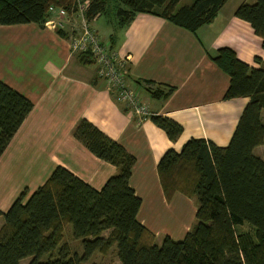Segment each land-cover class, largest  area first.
<instances>
[{
  "label": "trees",
  "instance_id": "obj_1",
  "mask_svg": "<svg viewBox=\"0 0 264 264\" xmlns=\"http://www.w3.org/2000/svg\"><path fill=\"white\" fill-rule=\"evenodd\" d=\"M227 0H89L88 19L112 12L117 23L130 22L138 12H151L192 31L211 22ZM50 5L77 9L74 0H0V25L45 24ZM235 14L250 22L264 47V0L243 1ZM62 30V29H60ZM82 62L94 61L89 52ZM211 58L230 76L226 98L248 96L231 141L218 145L205 137L189 138L181 150L169 148L158 163L164 192L196 196V222L181 239L171 235L156 241L155 233L138 218L142 198L130 184L136 156L87 118L74 135L91 151L119 168L101 188L64 165L26 198V190L7 210L0 208V264H86L95 252L116 248L120 264H264V156L254 152L264 143V66L240 58L228 45ZM260 57L256 56V60ZM172 86L151 89L167 97ZM33 101L0 79V155L32 109ZM152 119L172 140L184 127L173 117L153 113ZM249 223L253 231H238ZM72 224L81 253L65 240ZM108 230V234L104 231ZM56 253L54 254V252ZM44 254H50L42 259ZM89 264H101L93 260Z\"/></svg>",
  "mask_w": 264,
  "mask_h": 264
},
{
  "label": "crops",
  "instance_id": "obj_2",
  "mask_svg": "<svg viewBox=\"0 0 264 264\" xmlns=\"http://www.w3.org/2000/svg\"><path fill=\"white\" fill-rule=\"evenodd\" d=\"M243 1L227 0L217 16L196 31L144 11L124 25L100 21L104 14L89 19L115 50L129 56L128 82L142 101L152 112L183 125L176 140L151 116L139 119L118 100L95 61L82 62L80 54L72 52L71 32L79 29V17L62 30L37 22L1 24L0 79L34 105L0 155V208L7 210L23 190L27 199L58 165L96 188L118 172L116 164L96 155L74 135L77 123L87 118L136 156L130 184L142 198L139 220L155 233L157 242L167 234L183 238L196 222V196L176 191L167 197L158 163L169 148L181 150L191 137H205L218 145L231 141L250 98L225 97L230 76L209 54L228 45L243 60L264 66L262 37L235 14ZM157 86L173 90L167 97H156L151 89ZM254 152L264 156V143ZM179 202L183 215L172 221Z\"/></svg>",
  "mask_w": 264,
  "mask_h": 264
},
{
  "label": "built area",
  "instance_id": "obj_3",
  "mask_svg": "<svg viewBox=\"0 0 264 264\" xmlns=\"http://www.w3.org/2000/svg\"><path fill=\"white\" fill-rule=\"evenodd\" d=\"M74 1L77 9L72 12H69L64 6L50 5V15L45 21V25L64 29L75 16L79 17V29L71 32L70 48L72 52H89L100 67L99 75L114 90L116 98L125 103L139 119L151 116L154 112L147 103L142 101L136 88L128 82L129 56L120 54L112 47L110 39H105L90 26L85 13L89 0Z\"/></svg>",
  "mask_w": 264,
  "mask_h": 264
},
{
  "label": "rangeland",
  "instance_id": "obj_4",
  "mask_svg": "<svg viewBox=\"0 0 264 264\" xmlns=\"http://www.w3.org/2000/svg\"><path fill=\"white\" fill-rule=\"evenodd\" d=\"M193 0H181L180 4L183 3H191ZM233 1H239V0H233ZM247 1H255V0H247ZM110 21L112 23H114L117 20V17L115 16V13L112 12L108 15H102L100 17V21ZM105 39L109 40V37H105ZM181 203L179 202L178 206H177V212L176 214H172V221H176L178 218H181L183 215V212H181L180 209ZM4 222V217L1 215L0 216V225ZM253 231V227L249 224V223H244L238 226V231ZM164 236H161V240H163ZM65 240L68 242V244L70 245L72 252L73 251H78L79 253L82 252L83 250V245L81 243L80 240L75 239L72 233V224L68 223L65 226ZM56 253V251L54 252V254ZM50 257V254H44L42 256V259H47ZM31 259V256L25 257L22 259L21 264H28L29 261ZM96 260L101 262V264H120V259L117 255V251L116 248L114 246H112L111 250L107 253V254H102L101 252H95L93 254V256L86 262V264H89L91 261Z\"/></svg>",
  "mask_w": 264,
  "mask_h": 264
}]
</instances>
